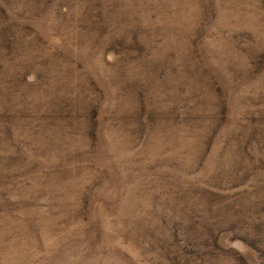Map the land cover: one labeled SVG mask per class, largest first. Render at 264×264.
<instances>
[{"label":"rangeland","instance_id":"obj_1","mask_svg":"<svg viewBox=\"0 0 264 264\" xmlns=\"http://www.w3.org/2000/svg\"><path fill=\"white\" fill-rule=\"evenodd\" d=\"M8 11L0 264H264V0Z\"/></svg>","mask_w":264,"mask_h":264},{"label":"trees","instance_id":"obj_2","mask_svg":"<svg viewBox=\"0 0 264 264\" xmlns=\"http://www.w3.org/2000/svg\"><path fill=\"white\" fill-rule=\"evenodd\" d=\"M29 3H34V4H39L41 3V0H0V10H4V12L6 13L7 16V12L10 13L8 11V9L11 11V9L19 7L21 4L27 6ZM4 6V7H3ZM34 9V5L32 6ZM7 19L9 21V17L7 16ZM3 25V23H2ZM23 27L25 28V24H23ZM5 28H10V26H5Z\"/></svg>","mask_w":264,"mask_h":264}]
</instances>
